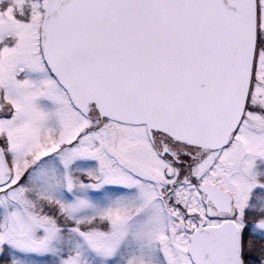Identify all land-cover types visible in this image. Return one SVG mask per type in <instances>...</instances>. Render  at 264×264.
<instances>
[{"label":"snow or ice","instance_id":"6c2138e0","mask_svg":"<svg viewBox=\"0 0 264 264\" xmlns=\"http://www.w3.org/2000/svg\"><path fill=\"white\" fill-rule=\"evenodd\" d=\"M0 264H264V0H0Z\"/></svg>","mask_w":264,"mask_h":264}]
</instances>
